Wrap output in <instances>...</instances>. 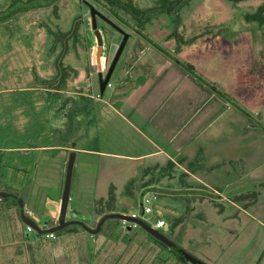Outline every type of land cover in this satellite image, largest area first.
<instances>
[{
    "label": "rangeland",
    "instance_id": "374dc122",
    "mask_svg": "<svg viewBox=\"0 0 264 264\" xmlns=\"http://www.w3.org/2000/svg\"><path fill=\"white\" fill-rule=\"evenodd\" d=\"M83 1L85 0H0V47L37 46L41 59L48 53L49 57L54 56L55 68L56 58L60 57L63 58L64 66L74 70L67 71L71 74L69 77L73 92H92L89 84L91 80L95 88L93 92L100 93L99 73L102 72L105 76L108 72L122 35L99 20L101 43L92 28L90 9ZM86 1L134 35L129 39L120 61L131 49L144 44V40L121 19L123 17L137 24L141 17H136L131 12V7H134L144 12L142 17L150 18L143 29L149 36L145 38L148 43L145 46L158 48L167 57L191 65L202 81L205 76L206 83L210 82L217 89L211 86L210 90L223 93L226 87L232 91L231 83L235 77L233 72L237 70L243 71L245 77L254 82L247 87L248 92L241 104L238 98L236 101L227 92L223 95V100L230 99L235 106L236 114H233L236 117L232 116L231 120L239 116L242 125L234 122L231 126L230 146L232 149L238 146V150H230V155L235 160L227 161L221 166V177L213 181L222 191V196L201 185L197 186L201 188L199 192L187 191L182 177H172L168 169L167 178L156 174L153 169L145 174L148 165L155 163L153 159L132 163L125 157L101 155L86 159L87 170L97 174L103 193L108 195L104 202L100 200L96 204L95 212L98 214L100 208L108 210V206L113 204L112 209L119 211L113 213L128 216L136 213L141 216V187L147 179L152 190L159 192L155 212L148 216L147 221L154 226L155 221L164 219L166 226L159 231L170 240L206 264H264V24L248 20L249 16L255 15L264 6V0H114V6L111 4L112 0ZM9 15L12 16L5 21ZM4 74L8 73L4 70ZM4 74L0 70V91L15 85V81L6 78ZM79 82L81 85H78ZM111 83L114 88L106 90L105 99L118 92L116 72ZM170 85L168 87L187 89L184 79L183 83L177 79L173 86ZM189 94L190 100L195 103L205 96L202 91L196 93L193 87ZM7 96L0 93V105ZM71 96L72 103H78L74 95ZM204 101L205 99L201 100L199 104ZM239 110L244 111L246 117L239 114ZM4 115L1 112L0 142L11 145L14 134L5 132L7 125ZM89 138L88 149L101 152L112 150L107 144L93 140L92 136ZM118 149L123 153H131L126 148ZM197 175L202 176L200 173ZM246 183L251 186L240 197L235 196L233 187H227ZM129 190L135 194L129 195L127 202L121 205L125 197L123 193ZM146 190L149 189L144 192ZM111 192L114 193L115 200H110ZM21 195L31 211L28 217L42 225L43 222L33 214L40 210L41 205H32L30 201L33 197L26 196L24 192ZM85 208L88 209L86 206ZM108 222L114 226L113 230L118 237L125 235L127 226L125 230L119 226L122 221L111 219ZM107 230L111 233V229ZM126 232L127 242H130L127 245L128 251L125 252L126 249L120 244L117 248L120 257L116 262V259L112 260L104 252H99L101 247L96 251L95 245H87L88 254L93 257L92 263L87 261L85 264H122L123 260L125 262L121 256L123 254H127L126 257L129 258L127 264H163L164 256L177 255L173 249L146 242V238L150 236L139 226ZM30 235L32 238L36 234ZM97 253L99 257L95 255Z\"/></svg>",
    "mask_w": 264,
    "mask_h": 264
},
{
    "label": "crops",
    "instance_id": "0c3cea01",
    "mask_svg": "<svg viewBox=\"0 0 264 264\" xmlns=\"http://www.w3.org/2000/svg\"><path fill=\"white\" fill-rule=\"evenodd\" d=\"M138 37L144 40V44L131 49L119 61L114 71L118 92L109 99H105V94L101 96L93 92L91 80L90 93L73 92L70 77L59 90L55 89L53 80L57 72L54 56L49 57L47 53L41 59L37 46L0 47V70L3 74L5 70L8 73L4 74L6 78L15 81V85L0 91L8 95L0 105V114L4 112L6 118L5 132L14 134L11 145L0 142V191L18 196L24 192L26 196L33 197L30 204L42 206L33 213L43 222L42 225L36 222L41 228L58 225L72 154H75V163L67 218L80 220L91 228L97 227L104 214L119 211L112 209L113 204H110L108 210L100 208L98 214L95 212L96 204L100 200L104 202L108 195L103 193L97 174L87 170V157H125L132 163L153 159L155 163L148 165L145 174L153 169L156 174L167 178L168 169L172 177H182L185 190L199 192L201 188L197 186L201 185L222 196V191L213 181L221 177V166L235 160L230 150H238V146L231 148L229 139L234 122L242 125L239 116L231 120L232 116L236 117L235 106L230 99L223 100L218 91L210 90V82L206 83L205 76L202 81L195 70V73L189 71L185 67L189 64L167 57L158 48L145 46L148 44L145 41L149 37L147 34L143 32ZM233 73L232 91L224 89L236 101L238 98L241 104L248 92L247 87L254 82L245 77L243 71ZM177 79L182 83L184 79L187 89L168 87L171 83L173 86ZM218 84L223 88L221 83ZM191 87L196 93L202 91L205 94L202 104L199 102L203 99L196 103L190 100ZM71 95L78 103H72ZM239 112L246 117L244 111ZM91 136L112 150L88 149L87 141ZM118 148H126L131 153L117 151ZM199 173L202 176L197 175ZM250 186L246 183L227 187H233L235 196L240 197ZM145 189H152L147 179L142 183L140 198ZM123 194L121 205L135 192L129 190ZM109 198L115 200L113 192ZM13 201L0 199V264L92 263L93 256H89L87 245H95L96 251L101 247L99 252L116 259L115 262L120 257L117 250L120 244L125 252L128 251L130 242H127L126 231L132 228L127 226L125 230L122 222L119 226L125 230V235L121 237L115 234L114 226L108 224V220L94 235L78 226L80 228L55 232L56 236L50 238L47 234L28 232V225L21 220L19 207ZM233 203L238 205L234 200ZM24 204L28 216L31 211L28 204ZM107 229H111V233ZM32 233L36 235L31 238ZM103 233L107 235H101ZM145 241L163 247L151 237ZM95 255L99 257L98 253ZM121 256L125 259L122 264H127V254ZM163 264L188 263L177 255H169L164 256Z\"/></svg>",
    "mask_w": 264,
    "mask_h": 264
},
{
    "label": "water",
    "instance_id": "95a60500",
    "mask_svg": "<svg viewBox=\"0 0 264 264\" xmlns=\"http://www.w3.org/2000/svg\"><path fill=\"white\" fill-rule=\"evenodd\" d=\"M84 3L90 9L92 28L95 30V33L97 34V37L99 38V41L101 43H102V35L100 34V31L98 30V18H102L103 20L108 22L114 29H116L123 35L122 41L119 45V48L117 49V52L109 67L108 72L106 73L105 76L103 75L102 72L99 73L100 95L103 96L107 90L108 83H110L112 79L114 71L123 55V52L132 34L126 32L119 25H117L115 22H113L111 19L105 16L92 3L86 0L84 1ZM74 163H75V154H72L68 162V167H67V174H66L64 190L62 194L58 225L55 227L47 228V229L41 228L34 220L29 218L26 214L24 200L20 196L14 193H11V192L0 191V199H14L18 203L21 220L26 225L31 226L34 229V231L38 234H51V233L62 231L63 229L69 226L76 225V226L82 227L88 233L94 235L98 232L99 228L108 220L114 219V220H120V221H128V222L136 223L139 227L143 228L148 234H150L152 237L160 241L162 244H164L170 249L175 250L177 253L181 254L183 258L187 260L189 263L206 264L200 259H198L197 257H195L194 255H192L191 253H189L188 251H186L185 249H183L182 247H180L179 245H177L175 242L170 240L167 236H165L159 230L155 229L153 226H151L150 224H148L142 219H138V218L136 219V218H133L132 216H128V215L121 214V213H108L101 217L96 228H91L86 223L80 220H75V219L68 220L67 215H68V208H69V203H70Z\"/></svg>",
    "mask_w": 264,
    "mask_h": 264
},
{
    "label": "trees",
    "instance_id": "16d2710c",
    "mask_svg": "<svg viewBox=\"0 0 264 264\" xmlns=\"http://www.w3.org/2000/svg\"><path fill=\"white\" fill-rule=\"evenodd\" d=\"M232 1H236V2H240V1H243V0H232ZM111 4L114 6V4H116V2L114 0H112ZM131 12L137 17H141V19L138 21V23L136 24L134 22V26L136 27V29H138V31L140 32V34L142 35L143 34V29L146 27V24L149 22L150 18H147V17H142V15L144 14L143 11H140V10H136L134 7L132 8L131 7ZM160 12H163L162 10ZM121 19L127 21V19H124L123 17H121ZM137 20V19H136ZM248 20H253V21H259L261 24H264V6L260 7L258 12L255 14V15H252V16H249L248 17ZM56 72H57V75L55 77V79L53 80V84L55 86V89L59 90L62 85L65 84V80L71 75L69 73H67V71L70 69L72 72L74 71L71 67H66L64 66L63 64V58L61 59L60 57H57L56 58ZM189 71L193 72L194 73V69L192 66L190 65H186L185 66ZM212 86L213 89H216V87H214L213 85H210ZM217 90V89H216ZM221 95H224V93H221ZM4 200V199H3ZM14 204L16 206H18V203L16 201H13ZM119 221V220H118ZM121 222V221H120ZM76 228H80L78 226H73V227H69L67 229H64L62 231H65V230H68V229H76ZM61 233V232H60ZM56 236V235H55ZM151 238H153L154 240H156V242H158L159 244H161L162 246H165L164 244H162L160 241H158L157 239H155L154 237H152L151 235H149ZM166 247V246H165ZM175 251V250H174ZM175 253L185 262H188L187 260H185L183 258V256L179 253H177L175 251Z\"/></svg>",
    "mask_w": 264,
    "mask_h": 264
},
{
    "label": "built area",
    "instance_id": "2783aa9c",
    "mask_svg": "<svg viewBox=\"0 0 264 264\" xmlns=\"http://www.w3.org/2000/svg\"><path fill=\"white\" fill-rule=\"evenodd\" d=\"M113 85L112 83H108L107 88H111ZM159 199V192L149 189L146 190L145 192H143L142 196H141V207H142V214L141 216H139L136 213L132 214L133 218H138V219H142L145 222L148 223L147 218L148 216L152 215L155 212V205L156 202ZM123 225L125 226H129L131 228L137 227L138 225L136 223L133 222H128V221H122ZM149 224V223H148ZM166 226V221L164 219H158L157 221H155V225L153 226L155 229L157 230H161ZM27 230L28 232H34V229L31 226H27ZM48 237L50 238H54L55 234L51 233V234H47Z\"/></svg>",
    "mask_w": 264,
    "mask_h": 264
},
{
    "label": "flooded vegetation",
    "instance_id": "af4514ba",
    "mask_svg": "<svg viewBox=\"0 0 264 264\" xmlns=\"http://www.w3.org/2000/svg\"><path fill=\"white\" fill-rule=\"evenodd\" d=\"M83 3H84V1H83ZM85 4V3H84ZM21 11H23V10H21ZM99 20H102V21H104V22H106L105 20H103L102 18H98V21ZM107 24H109L108 22H106ZM126 23H127V26L132 30V32H135L137 35H139L140 34V32L138 31V29H136V27L134 26V22L133 21H130V20H127L126 21ZM110 25V24H109ZM111 26V25H110ZM112 27V26H111ZM113 28V27H112ZM116 30V29H115ZM119 32V31H118ZM144 32V31H143ZM120 33V32H119ZM121 34V33H120ZM122 35V34H121ZM134 37V35L133 36H131V38H133ZM122 38H123V35H122ZM122 41V40H121Z\"/></svg>",
    "mask_w": 264,
    "mask_h": 264
}]
</instances>
